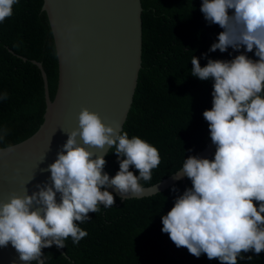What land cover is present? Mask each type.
Returning a JSON list of instances; mask_svg holds the SVG:
<instances>
[{"label": "clouds", "instance_id": "clouds-1", "mask_svg": "<svg viewBox=\"0 0 264 264\" xmlns=\"http://www.w3.org/2000/svg\"><path fill=\"white\" fill-rule=\"evenodd\" d=\"M16 3L0 0V22L12 16ZM200 12L209 25L222 29L209 52L245 49L258 59L240 54L230 61L208 59L202 67L192 56L191 76L213 81L212 107L203 117L215 153L212 159H184L174 176L186 177L192 186L161 217L162 232L194 257L205 254L220 264H238L242 253L264 252V0H201ZM1 55L11 64L28 59L9 44ZM0 98L7 99V93ZM77 119L78 126L67 133L46 169L50 183L36 185L38 191L31 195L25 185L24 195L13 193L0 201V248L10 244L24 264H45L42 250L53 245L63 249L69 237L78 245L88 235L79 224L89 221V213L99 212L101 205L115 204L107 189L114 187L121 199L140 196L141 181H150L161 162L156 147L106 125L99 114L83 108ZM92 148L107 149L105 154L115 149L119 171L114 177L103 173L105 154L98 156ZM13 150L9 145L6 152Z\"/></svg>", "mask_w": 264, "mask_h": 264}, {"label": "trees", "instance_id": "trees-1", "mask_svg": "<svg viewBox=\"0 0 264 264\" xmlns=\"http://www.w3.org/2000/svg\"><path fill=\"white\" fill-rule=\"evenodd\" d=\"M43 4V0H18L12 16L0 22V97L7 93V99L0 98L4 103L0 105V136L45 94L44 76L37 70L46 59L47 15ZM142 5V68L122 131L159 151L161 162L152 170L151 180L141 181L143 187H149L175 174L184 159L197 156L211 142L203 112L212 107L213 81L191 76L192 56L199 58L203 67L208 59L230 61L244 49L209 52L222 29L205 21L201 0H142ZM5 44L19 48L28 59L18 64L6 62L1 55ZM248 57L258 59L254 52ZM114 151L110 149L104 158L113 176L119 171ZM213 157L214 153L208 159ZM129 170L139 175L135 168ZM191 186L187 179L163 193L125 202L112 193L113 207L101 205L99 212L89 213V221L79 224L88 235L78 245L69 237L64 253L55 245L42 250L45 264H220L205 254L197 258L186 248H177L162 232L161 217ZM173 187L177 191L173 192ZM242 255L244 259L238 258V264H264V252Z\"/></svg>", "mask_w": 264, "mask_h": 264}, {"label": "water", "instance_id": "water-1", "mask_svg": "<svg viewBox=\"0 0 264 264\" xmlns=\"http://www.w3.org/2000/svg\"><path fill=\"white\" fill-rule=\"evenodd\" d=\"M43 3L47 15L46 59L37 70L44 76L45 94L0 139L3 202L13 193L24 195L25 185L31 195L38 191L36 185L50 183V172L46 169L55 162L67 141V133L78 126L77 118L83 108L122 131L142 68V0H43ZM242 54L249 55L245 49ZM9 145L14 147L10 153L6 152ZM89 150L98 156L107 151ZM213 153L215 146L210 142L197 157L209 158ZM103 173L114 177L106 167ZM186 179L177 180L173 174L144 187L140 196L124 199L114 187L107 190L125 202L163 193L178 182L186 183ZM0 264L24 262L9 244L0 248Z\"/></svg>", "mask_w": 264, "mask_h": 264}]
</instances>
